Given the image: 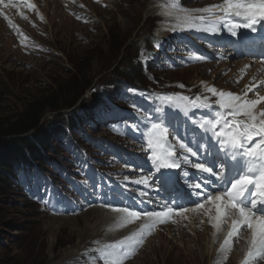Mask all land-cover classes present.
Listing matches in <instances>:
<instances>
[{"label": "rangeland", "instance_id": "obj_1", "mask_svg": "<svg viewBox=\"0 0 264 264\" xmlns=\"http://www.w3.org/2000/svg\"><path fill=\"white\" fill-rule=\"evenodd\" d=\"M166 1L176 3V0ZM184 1L179 0L180 3ZM192 2L194 0H189L190 4ZM27 3L28 0L0 9V116H12L34 97L50 94L60 86L72 83L82 93L77 103L79 114L89 121L81 128L93 133L94 137H100L110 133L107 125L97 120L99 111H108L107 104L100 97L115 78L139 79L149 88L166 90L171 94L175 89H188V85L205 80V84L197 88L200 92L191 95L192 98H202L196 103L203 101L202 94L209 89L210 83L215 81L223 86L227 82V77L219 78V73L212 71L214 68L209 65L179 69L178 63L184 62L182 47H193V43L187 40L188 35L179 38L171 33H168L172 37L165 55L158 54L150 63L147 62L144 76L140 72L130 74L129 69H135L131 65L144 64L145 59H150L144 54L143 41L147 42L153 35L155 18L160 20L156 17L157 0H37L45 15ZM166 6H159L160 11H165ZM13 24L16 27H12ZM138 41L140 44L137 45ZM94 97L97 99L96 107L87 113L82 105ZM124 99L118 91L111 96L116 105L125 106ZM133 108L145 112L155 107L144 102ZM199 111L193 113L195 120L203 118ZM127 117L132 125L140 127V123L128 114ZM172 120L179 123L177 118ZM58 121V112L48 109L44 123L51 125ZM93 124L99 127L97 132L92 131ZM71 134L88 157L94 154L93 146L84 142L81 135ZM110 135L112 140L118 134ZM53 140L56 145L54 135L51 136L52 143ZM44 144L47 153L67 169L65 177L54 182L55 175L47 174L51 177V185L58 189L51 187L45 197L46 191L42 187L44 195L33 200L29 198L31 191L28 189L18 191L16 184L21 186L20 179L11 186L9 179L0 182V264H112L123 253L128 255L122 264H233L210 240V236L198 239L197 233L202 228L198 226V218L194 217L192 224L181 222L174 227L152 228L141 246H131V239L127 240L128 243L122 242L129 231L138 230L139 226L127 227L120 223L122 226L114 231V224L112 227L110 221L116 222L112 216L118 218L120 213L114 211L111 214L104 210L107 205H101L97 195L89 190L93 183L85 175L74 178L76 170L64 152V141L56 145L58 155L51 154L48 144ZM107 153L108 150L101 158H105ZM77 182L84 185H76ZM129 190H118L123 203L135 201ZM97 209H103L104 214L101 213L103 211L91 213ZM179 216L173 213L172 222H179ZM115 237L122 244L118 245L113 240ZM237 243L233 241L227 248L237 250ZM108 245L115 247L109 248ZM240 252L246 254L245 247ZM260 259V264H264V257Z\"/></svg>", "mask_w": 264, "mask_h": 264}, {"label": "snow or ice", "instance_id": "obj_2", "mask_svg": "<svg viewBox=\"0 0 264 264\" xmlns=\"http://www.w3.org/2000/svg\"><path fill=\"white\" fill-rule=\"evenodd\" d=\"M29 6L34 7V5ZM213 9H219L223 15L218 19L210 18L215 15ZM205 11L209 13V18L202 15L196 19L200 24L207 25L202 30L212 33L218 31L216 25L220 23L226 26L232 36H236L238 29L255 31V26L264 22V0H223L222 6L210 5ZM234 17L244 22H235L232 19ZM9 23L11 24L10 20ZM12 27L16 25L13 24ZM190 27L196 25L191 24ZM259 86H264V81L260 85L254 84L248 87L247 92H253ZM207 91L217 97L215 107L223 110L224 115L205 118L196 125L203 143L196 142L189 146V143L175 135V126L168 123L166 115H159L158 110L157 115L147 126L146 144L151 153L149 160L155 171L161 174L162 181L170 179L164 175L165 173L191 165L196 170V175L207 174L210 181L219 183L223 191H216L214 195L202 191L203 187H207L206 184L193 185L199 190L197 195L204 199L202 203H197L192 211L204 209L207 215L211 212V208H214L216 214L213 218V226L217 230L225 218L234 217L231 219V229L224 244L221 245L222 249L232 238L238 237L243 228L249 229L250 247L245 260V264H248L249 259L264 257V108L257 111V105L264 102V96H259L257 93V99H248L247 93L241 96L223 90L218 91L215 87ZM163 99L169 105L177 99L188 101L193 109L214 107L207 103L206 97L201 103H196L202 99L201 97L165 96ZM170 135L176 141L175 144L170 142ZM177 149L181 150L179 154ZM190 157H204L205 160L210 158L211 166H206L205 162L193 163ZM233 173L234 177L231 175ZM134 183L147 184L148 179L144 177ZM206 204L211 205V208H205ZM113 210L124 214L125 224L142 217L150 221L142 225L140 232L127 238H134L137 244L143 242L144 235L157 223H165L174 211L177 215L189 211L187 208L175 210L171 207H165L162 211L146 212L130 210L127 207ZM127 255L128 253H123L121 258L113 260L112 264H122L123 258H127Z\"/></svg>", "mask_w": 264, "mask_h": 264}, {"label": "trees", "instance_id": "obj_3", "mask_svg": "<svg viewBox=\"0 0 264 264\" xmlns=\"http://www.w3.org/2000/svg\"><path fill=\"white\" fill-rule=\"evenodd\" d=\"M134 68L130 73L139 71V67ZM114 81L118 82V79ZM81 97V89L77 85L66 83L50 94L34 97L16 114L0 116V182L9 179L11 186L19 173L33 175L32 158L38 159L41 164L51 162L44 150V143L52 148L51 134H66L60 122L72 120L69 114L62 111L74 107ZM48 109L58 112L60 122H52L51 125L44 123ZM67 144L71 148L70 142Z\"/></svg>", "mask_w": 264, "mask_h": 264}, {"label": "bare ground", "instance_id": "obj_4", "mask_svg": "<svg viewBox=\"0 0 264 264\" xmlns=\"http://www.w3.org/2000/svg\"><path fill=\"white\" fill-rule=\"evenodd\" d=\"M65 1V0H64ZM28 4V3H27ZM219 5V4H218ZM223 5V3L221 4L220 3V6H222ZM10 6V5H9ZM25 7V6H24ZM3 8V7H2ZM1 8V9H2ZM8 8V7H7ZM6 8V9H7ZM11 8V7H10ZM5 9V8H4ZM20 9V8H19ZM21 10V9H20ZM23 10V9H22ZM192 11H194V13H199V12H202V10L201 9H199V10H197V9H194V10H192ZM192 11H186V10H183L182 9V7H180V6H178L177 8H175V7H168V6H166V8H165V13L166 14H168V15H171V16H176V13H177V15H179L181 18H183V20L182 21H179V25L177 24V28L179 29V31H180V27L181 28H183V29H192V30H197V31H200V32H205V33H208V32H210V31H204V30H202L204 27H206L207 25H202V24H199V22H198V20L196 19V22L195 21H192V19L194 18V13L191 15V13H192ZM214 13H215V15L214 16H212V17H210V18H212V19H218L219 17H221L223 14L219 11V9H213L212 10ZM1 12V11H0ZM23 12V11H22ZM182 12H185V13H182ZM204 12V15L203 16H207V18H209V13L208 12H206V11H203ZM38 13V12H37ZM29 14V13H28ZM44 14V13H43ZM164 14V13H163ZM45 15V14H44ZM168 18V21H172L173 19L171 18V17H167ZM234 20H239L240 22H242V20H240L239 18H235L234 17ZM173 21H175V20H173ZM195 24L196 25V27H190V25L191 24ZM264 23V22H263ZM216 27L218 28V31L217 32H220V31H222V29H223V27L224 28H226V26L223 24V23H220V24H217L216 25ZM243 67H244V69L245 70H247L248 68V64L245 62L244 63V65H243ZM259 67H260V69H256V71H259V73H261V72H263V67H262V64H259ZM250 75H253V74H250ZM246 83V82H245ZM105 210H107V209H105ZM97 211H103V212H101V213H103L104 214V210L103 209H97V210H93L91 213H95V212H97ZM212 212H214V210H212ZM185 214V213H184ZM196 218H197V216H196ZM193 219V218H192ZM146 221V220H145ZM197 221V220H196ZM197 223H198V226L200 227V228H202L203 229V233L201 232V231H199L198 233H197V237H198V239L199 240H203V239H205L206 238V236H210V232L208 231V229H209V227H208V229L207 228H204V227H202V226H200V220L199 221H197ZM205 232H207V233H205ZM185 234V233H184ZM238 245L237 246H239V245H242L243 243H241V242H238L237 243ZM230 246H231V244H230ZM229 246V247H230ZM239 253H240V257L241 256H243V254H245V252L243 253V254H241V252L239 251Z\"/></svg>", "mask_w": 264, "mask_h": 264}]
</instances>
